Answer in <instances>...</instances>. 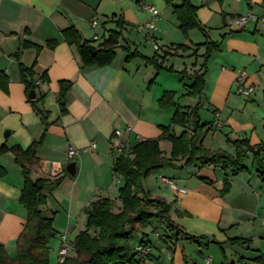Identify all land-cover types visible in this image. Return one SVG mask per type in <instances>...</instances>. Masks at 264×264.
I'll return each instance as SVG.
<instances>
[{
  "label": "crops",
  "instance_id": "crops-1",
  "mask_svg": "<svg viewBox=\"0 0 264 264\" xmlns=\"http://www.w3.org/2000/svg\"><path fill=\"white\" fill-rule=\"evenodd\" d=\"M145 1L160 11L155 34L161 51H156L136 28L151 18L139 5ZM192 2L198 6L202 29H191L185 35L174 12V5H180L181 0L173 4L165 0H0V147L26 149L45 133L31 175L52 181L63 176L57 187L48 186L44 206L48 213L55 212L56 236L49 247L51 251L57 240L58 257L60 234L67 232L75 239L86 229L84 208L90 202L109 197L122 205L119 196H110L115 186L124 182L113 171L115 129L125 131L132 145L160 136L161 126H170L176 135L184 131L191 135L192 124L183 127L171 121L177 108L188 113L196 108L201 124L214 128L219 113L222 130L226 129L229 137L236 134L252 145L264 143V21L245 26L232 23L248 13L264 17V0ZM94 19L98 21L96 27L92 26ZM69 28H75L83 41L97 49L111 31H121L114 61L105 66H85L76 44H70L64 35ZM95 35L100 39L94 40ZM52 42L55 44L50 46ZM211 42L219 47L206 62L205 88L201 95L192 96L191 77L204 73L206 43ZM25 43L30 45L25 47ZM128 51L156 57L176 71L158 70L144 57L127 60ZM21 65L33 69L34 79H48L36 87L34 98L22 81ZM242 71L244 85L255 86L253 94L244 100L235 94ZM63 81L72 85L62 102ZM165 91L175 92L176 105L163 109L159 99ZM62 103L65 114L61 113ZM38 109L46 112L48 126ZM207 111H211V118L205 120L203 112ZM127 126L134 130L127 132ZM207 129L200 132L203 137H197V143L203 138L204 142ZM160 146L170 157L172 142L164 139ZM70 147L78 150L73 158L68 155ZM262 158L264 161V152ZM72 161L76 162L75 175L66 169ZM184 162L176 159L160 181L171 179L186 191L164 183L174 190L164 197L174 222L186 233L204 237L188 240L179 235L166 241L142 237L151 247L145 264H264V182L253 151L244 153L246 170L237 173L231 168L226 172L219 164L199 162L180 168ZM0 172V243L15 259L28 210L20 202L23 169L12 151L0 155ZM242 238L248 241L235 240Z\"/></svg>",
  "mask_w": 264,
  "mask_h": 264
},
{
  "label": "trees",
  "instance_id": "trees-1",
  "mask_svg": "<svg viewBox=\"0 0 264 264\" xmlns=\"http://www.w3.org/2000/svg\"><path fill=\"white\" fill-rule=\"evenodd\" d=\"M168 4H173L175 0H165ZM174 12L179 20V27L187 35L189 30L201 28L202 25L197 17L198 6L192 0H181L180 5H174ZM121 24V21H118ZM64 35L70 44H76L79 49L82 61L85 66H105L111 64L115 57V48L118 45L121 31H111L109 37L98 47L95 54L89 49V41H83L79 32L75 28L64 30ZM50 46L55 42L49 43ZM208 44L207 52L204 54L205 71L203 74L192 75L194 83L189 87V94L192 96L201 95L205 88V73L207 71L206 62L213 50L218 49L219 45L215 42ZM25 43L24 46H29ZM201 46V44L197 45ZM38 50L40 47H37ZM179 48L186 49L184 45ZM18 56V55H17ZM134 57H144L149 63L154 64L158 70L176 71L173 67H166L159 62L156 57L148 58L139 52L128 51L127 60ZM22 81L26 84L28 94L35 93L37 87L32 68L24 65L20 66ZM185 74V71H181ZM43 81L48 82L44 78ZM71 81L61 82L60 101H65L66 92L71 87ZM175 92L165 91L159 99L160 107L163 109L176 105L174 101ZM33 100V99H32ZM61 113L67 112L65 103H62ZM45 124L48 126L46 112L41 109ZM197 109L191 113L184 112L182 108H177L173 114L171 124L187 127L194 124L195 129L201 128L206 124H201ZM163 133L156 138H148L138 141L133 145L131 154H119L115 156L113 171L124 180V185L119 189V199L122 205L116 211L115 200L109 197H100L90 202L84 208L87 215L86 229L79 232L74 239V252L66 257L60 264H145L148 255H140L136 251V246L132 244V238L137 226H149L154 221L162 223L167 233L166 240L183 235L188 240H198L202 236H195L186 233L177 225L171 216L170 204L162 198L153 197L143 186V179L152 171L168 165H174L178 158L185 159L184 168L196 163L219 164L227 172L229 168L233 172L246 170L243 165V156L246 151H253L254 160L260 169V177L264 182V143L252 145L247 140L236 141V156L223 150L211 152L202 145H196L195 136H190L188 131L180 135L170 132V126H161ZM45 133L40 140L35 141L28 148L21 146L8 148L3 145L0 147V155L12 151L15 160L23 169L24 187L20 196V202L28 210L27 223L20 234L17 244L18 253L15 259L11 258L5 246L0 243V264H50V241L56 236L53 226L55 212L48 213L44 206L48 199V186L57 187L63 180V176L56 180L46 178L34 179L31 175V167L38 161L37 148L43 141ZM164 139L172 142L171 156L166 157L160 146ZM244 152V153H243ZM3 174V172H0ZM226 178L228 174L226 173ZM236 241L247 242V239H235ZM140 243L149 244L144 240Z\"/></svg>",
  "mask_w": 264,
  "mask_h": 264
},
{
  "label": "built area",
  "instance_id": "built-area-1",
  "mask_svg": "<svg viewBox=\"0 0 264 264\" xmlns=\"http://www.w3.org/2000/svg\"><path fill=\"white\" fill-rule=\"evenodd\" d=\"M139 5L141 9L148 11L151 14V18L144 23L138 24L137 30L148 41L152 43L156 51H161L163 48L161 44L159 43L158 38L156 37V34H155L157 31V22L160 16V11L155 5L147 3V2H140ZM260 20L264 21V17H259L255 14L248 13L246 15H242V16L234 18L232 20V23L240 25V26H245L249 22H258ZM97 25H98V21L94 19L92 21V26L96 27ZM93 38L94 40L100 39L98 35H95ZM245 78H246L245 71H242L237 77L235 94L238 95L239 97H250L255 91L254 85H249V86L244 85L243 80ZM43 82H46V81H43L40 79L36 80L37 86L41 85ZM214 125H215V128L217 129L223 128V123L220 120L219 113L215 115ZM133 130L134 129L132 126H127L126 128L127 132H132ZM92 147H96V144L93 143ZM112 150L115 155L133 153L132 152L133 145L129 142V140L125 138V131L121 129H115L114 138L112 139ZM77 153H78V150L75 147L69 148L68 155L70 158H73ZM162 182L168 184L169 186L177 188L181 192L186 191L184 188L176 186L175 182L171 179L162 178ZM156 234L160 239L162 240L166 239L165 234H161L159 232H156ZM60 240H61V247L59 251V261L61 263L64 261L66 257L70 256L74 252L75 243H74V239H71L67 232H63L62 234H60ZM135 248H136V251H138L140 255H149L151 252V247L144 243H139Z\"/></svg>",
  "mask_w": 264,
  "mask_h": 264
},
{
  "label": "rangeland",
  "instance_id": "rangeland-1",
  "mask_svg": "<svg viewBox=\"0 0 264 264\" xmlns=\"http://www.w3.org/2000/svg\"><path fill=\"white\" fill-rule=\"evenodd\" d=\"M139 34L144 39H146L140 32H139ZM246 98L247 97H243L242 99L244 100ZM203 118L205 120L210 119L211 118V111L203 112ZM205 128L206 129L208 128L207 129V131H208L207 137L205 138L204 142H203L204 138L202 139V141H199V143L196 142V145H198V146L202 145L205 149L210 150L211 152L223 150V151H226L227 153H235L234 156H236V153H238L236 141H241L244 139H242V138L238 139L236 134H231L232 137H229V135H227V133H226V129L222 130V129H217L215 127L213 128L210 124H206L205 126L198 128L197 130L195 129V126L193 124L191 127L192 130H190L192 132L190 136H195V140H197V137H198V140H199L200 137H203L202 133H200V132H203V130ZM207 131H206V133H207ZM228 145L230 146V149H228ZM173 167H174L173 165L165 166L163 168L152 171L147 177H145L143 179V186L146 189V191L148 193H150L153 197L162 198V199L166 200V198L164 196L167 197L168 196L167 194L170 195L171 191L174 192V190L172 188L169 189V187H167L163 182H161L160 176L163 174H166V175L169 174L168 170L172 169ZM122 185H124L123 181H122V184L115 186L114 194L111 193V195H110L112 198L115 199V197L119 196V189H120L119 187H121ZM115 204L116 205H115L114 210L117 211L120 206L116 202H115ZM50 213H52V212H50ZM156 232H159L161 234L167 233L165 227L160 222H156V225H155L153 230H152L151 225L146 226V227L137 226V228L134 232L133 238L131 240L132 244L134 246H137V244L139 243V241L141 240L142 237L151 239L152 241H154V240L157 241V239L159 240L160 238L157 236ZM56 243H57V240H54V247L52 246L53 248H51V251H50V264H60L58 252L57 253L55 252L57 250L56 249ZM52 244H53V241H52Z\"/></svg>",
  "mask_w": 264,
  "mask_h": 264
},
{
  "label": "water",
  "instance_id": "water-1",
  "mask_svg": "<svg viewBox=\"0 0 264 264\" xmlns=\"http://www.w3.org/2000/svg\"><path fill=\"white\" fill-rule=\"evenodd\" d=\"M89 49L90 51L95 54L97 51V46L94 44H89ZM35 97V93L31 92V98ZM67 171L71 174V175H75L76 174V162L72 161L70 162L67 167H66Z\"/></svg>",
  "mask_w": 264,
  "mask_h": 264
}]
</instances>
